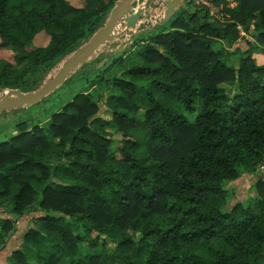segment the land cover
<instances>
[{"label": "trees", "instance_id": "16d2710c", "mask_svg": "<svg viewBox=\"0 0 264 264\" xmlns=\"http://www.w3.org/2000/svg\"><path fill=\"white\" fill-rule=\"evenodd\" d=\"M116 1L0 0V47L14 53L0 59V90L36 89ZM224 1L236 3L226 21L188 0L134 44L143 63L111 62L127 77L100 76L98 91L76 94L45 126L20 120L0 139V209L47 212L15 264H264V176L246 206L230 205L224 187L264 163V65L258 45L233 49L253 21L264 43V0ZM145 86L163 100L138 101ZM14 224L0 217V250Z\"/></svg>", "mask_w": 264, "mask_h": 264}, {"label": "rangeland", "instance_id": "374dc122", "mask_svg": "<svg viewBox=\"0 0 264 264\" xmlns=\"http://www.w3.org/2000/svg\"><path fill=\"white\" fill-rule=\"evenodd\" d=\"M146 1L147 0H137L134 6V11L142 10V18L145 19V21H148L152 16L158 17V15H160V17L162 18L159 17V20L153 22L152 25L141 32H137L134 29L135 34L132 36L126 35V37L123 35H125L128 31L127 21L121 20L115 30L116 38L106 42L92 58H90L81 67H79V69L72 75V77H70L66 84H64L53 94H51L45 101L29 109H16L11 112H5L6 114H0V139L10 138V136L16 135L18 133V130L14 125L20 120L27 121L29 125L41 123L42 126H45L50 120L51 115L54 112L61 110L63 105L71 101L76 94L80 92L98 91L100 88V84H96V80L100 76H121L122 74L120 73L119 68L111 65L112 61L121 59V62H123L124 65L137 64L139 63V60L141 63H143L141 58L137 57L134 52V44L140 43L142 39L148 38L149 33L154 29V27L160 25L162 20L165 19V13H163V10L161 11V7L163 5V2H165L166 0H148L150 1L149 6H146ZM187 1L188 0H185V2ZM217 5L219 6L218 10L215 15H213V17L221 21H226L229 18V13L226 11V9L229 7H234L236 3L231 2L229 4L225 3L224 1ZM189 10L194 11L195 8L193 6H190ZM181 13L182 10L180 11V9L176 11V14ZM255 22L256 21L252 22L248 31H244L243 29L238 27L239 35L234 43L233 49L235 47H239L245 50L253 45H258L259 50L254 53L253 57L259 65H264V43L259 42L257 39ZM38 36L39 37L35 41V44L37 46L45 45L48 42V36L44 32L40 33ZM127 44H131V46L127 48ZM121 45H124L122 51L120 50ZM105 58H108V61L104 63L102 67H99V65ZM0 59L13 62L14 53L8 49L0 47ZM233 63L237 65L236 60H234ZM54 71L55 69L52 72L50 71L41 82V84ZM122 76L127 77L126 75ZM223 86L227 87L228 84L224 83ZM149 93L156 99L160 101L163 100L162 97H160L151 86L139 87L136 98L138 101L147 102ZM98 104L100 105L99 114L104 118H111V114L109 110H107V106L103 103V101L99 100ZM181 112L186 115L191 121L195 119L196 114H190V112L183 109H181ZM14 119L16 120L14 121ZM109 130L112 132L115 131L114 128H109ZM115 137L119 138L120 136L116 134ZM263 176L264 163L258 165L251 173H243L237 180L226 181L224 183V187L228 191L229 204H241L243 206H246L255 197V183L260 177ZM34 185L38 189L40 188L39 183H37L36 181H34ZM49 213L56 214L55 212ZM46 214V211L31 210L24 214L16 216L9 212V207H3L0 209V217L2 219L9 218L15 221L14 228L4 240L6 241V244L0 250V264H15L16 261L12 257L13 251L20 249L23 246L25 233H27L30 228L35 227L34 220L37 217L44 216ZM86 231L87 230L85 229V227H82V232L87 234ZM96 235H99L102 240L107 241L108 243L110 242L109 238L106 235L95 232L93 236ZM82 248L85 253L95 254L100 252L99 249H93L87 245H83Z\"/></svg>", "mask_w": 264, "mask_h": 264}, {"label": "water", "instance_id": "95a60500", "mask_svg": "<svg viewBox=\"0 0 264 264\" xmlns=\"http://www.w3.org/2000/svg\"><path fill=\"white\" fill-rule=\"evenodd\" d=\"M136 1L137 0L116 1L115 6L109 13L103 26H101L89 40L84 41L80 47L55 66L51 72L55 69L56 73L51 76L53 72L36 89L27 92L20 89L0 90V92L12 91L14 93L12 95L6 94L0 97V114L11 112L16 109H29L48 98L53 92L63 86L79 68L74 73H72L73 70L87 62L82 63L88 54H92L91 56L93 57L106 42L116 38L115 30L121 20L127 21L128 31L123 35L125 37L126 35H134V29L137 32H141L152 25V23L155 22L153 16L148 21H145V19L142 18V10L134 11ZM149 5L150 1L147 0L146 6ZM181 7H185V0H166L163 2L161 11H164L165 19L162 20L160 25L167 23L173 14ZM130 46L131 44L126 45L127 48ZM123 48L124 45H121L120 50L122 51ZM107 61L108 58H105L99 67H102Z\"/></svg>", "mask_w": 264, "mask_h": 264}, {"label": "built area", "instance_id": "2783aa9c", "mask_svg": "<svg viewBox=\"0 0 264 264\" xmlns=\"http://www.w3.org/2000/svg\"><path fill=\"white\" fill-rule=\"evenodd\" d=\"M195 6H204L208 8L210 14L213 16L218 10L217 0H191Z\"/></svg>", "mask_w": 264, "mask_h": 264}, {"label": "bare ground", "instance_id": "6f19581e", "mask_svg": "<svg viewBox=\"0 0 264 264\" xmlns=\"http://www.w3.org/2000/svg\"><path fill=\"white\" fill-rule=\"evenodd\" d=\"M154 17V20L155 21H157L158 19H159V17H160V15H158V17H155V16H153ZM92 54H88L85 58H84V60H83V62L82 63H84V62H86V61H88L92 56H91ZM82 65V64H81ZM80 65V66H81ZM80 66H78L75 70H73V72L72 73H74ZM56 73V71H54V73L51 75V76H53L54 74ZM58 90V89H57ZM54 93V92H53ZM52 93V94H53ZM6 94H8V95H12V94H14L12 91H7V92H0V97H2V96H4V95H6Z\"/></svg>", "mask_w": 264, "mask_h": 264}]
</instances>
